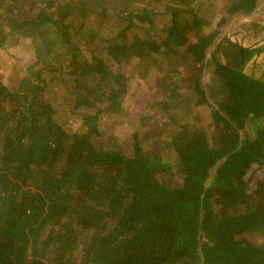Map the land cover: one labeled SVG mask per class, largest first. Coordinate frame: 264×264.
Wrapping results in <instances>:
<instances>
[{
	"label": "trees",
	"instance_id": "trees-1",
	"mask_svg": "<svg viewBox=\"0 0 264 264\" xmlns=\"http://www.w3.org/2000/svg\"><path fill=\"white\" fill-rule=\"evenodd\" d=\"M43 1L36 18L0 14V50L27 39L37 49L14 85L0 77V264H264V39L247 46L221 33L227 18L204 32L211 22L194 0H116L114 10L110 0ZM148 1L171 12L164 42L128 39L143 23L152 28L156 10ZM229 2L225 17L251 15L259 4ZM66 5L80 19L89 8L104 21L117 16L121 28L99 69L105 80L109 69L146 51H155L151 62L169 73L188 56L197 74L192 89L210 109L214 138L200 119L178 126L170 142L152 143L172 148L168 161L147 150L141 132L131 137V154L97 146L99 114L83 116L86 132H70L49 86L72 91L104 51L94 46L93 62L84 58L86 44H73V36L91 34L92 44L98 32L58 19ZM61 45L70 49V64ZM69 65L74 77L65 80ZM123 87L106 94L104 111L123 108ZM91 98L78 97L75 109L96 107Z\"/></svg>",
	"mask_w": 264,
	"mask_h": 264
},
{
	"label": "rangeland",
	"instance_id": "rangeland-1",
	"mask_svg": "<svg viewBox=\"0 0 264 264\" xmlns=\"http://www.w3.org/2000/svg\"><path fill=\"white\" fill-rule=\"evenodd\" d=\"M110 1V8L114 10L115 6L119 4L116 0ZM43 2V0L0 1V14L8 15V20L14 17L15 20L22 22L36 18L42 7L45 6L41 5ZM148 2L152 5L154 4L153 6L156 10L154 21L151 24L152 28H144L146 26L143 23L129 33L128 39L136 41L155 38L153 39L155 42H164L168 36L166 28L172 25L171 12L169 10L165 11L162 4ZM228 2L229 0L193 1V5L197 3L195 9L199 15L211 22L203 28V31L210 33L223 18H227L225 25L220 28L221 33L226 35L233 34L235 37L241 38V42L247 46L257 44L258 41L260 42V40L264 39V37L260 38L264 36V0H259L257 9L251 15L225 17V10L228 8L227 4L230 3ZM211 4L213 6H210ZM68 8V5H66L65 9L57 14L58 19H64L69 24L71 20L73 22L72 27L81 29L83 32L89 29L98 32L97 37H95V43L93 42L94 44H90V37H94L91 34H86V38H81L78 35L73 36V44L81 43V47L86 44L84 46V58H87L88 62H93L94 46H99L104 51L93 64L92 70L86 67L81 71L79 86L76 85L78 82L74 84L75 87L71 85L73 86L70 89L72 91L66 90L64 85L60 86L58 83L50 84L49 86V96L55 100L54 104L58 107L62 120H67L66 126L70 129V132H86L89 127L86 125L83 116L99 114L97 127L99 134H93L92 136V140L97 146L112 147L117 145L131 154V137L133 133L141 132L149 137L146 144L147 150L152 148L156 156L163 160L168 159V161L172 160L173 157L171 154V152L173 153L172 148L165 147L163 142L155 146L152 143L158 138L170 142L173 139L171 135L178 129V126L181 127L183 124L200 119L209 129L211 137L214 138L215 125L211 123L210 109L197 103L198 97L192 89V84L197 74L195 64L190 63L188 56L178 57L177 62L175 61L177 71L169 73V70L159 69L151 62L152 58L157 55L155 51H146L142 57L143 59L140 56L132 55L133 57L128 58L126 65H116L115 68L109 69V71L112 70L111 79L105 80L99 69L102 64H106L102 59L103 56L106 57V51L103 49L115 43V40H108L114 39L121 28L117 24V16H111L110 20L104 21L102 16L89 10L90 8L88 7V13L86 12V16L80 19L78 14L72 17ZM72 27V32L76 34L79 30H75ZM235 32L242 33L243 37ZM64 47L61 45L59 53L68 57L66 59L68 64H70L73 57L70 58V49L68 50ZM67 52L68 55L66 54ZM36 58L37 49L30 39L22 40L14 44L13 47L12 45L6 46L0 50V77L9 86L14 85L18 78L24 75L23 73L26 72L29 65L35 62ZM80 64L82 63L80 62ZM150 64L154 68H150ZM65 68V71H62L63 76L66 78L65 80L68 78L72 79L74 77L73 73L70 74L72 68H70V65L65 66ZM203 75L204 82H207L210 78L208 69ZM176 83L180 84V86L176 85ZM68 84L70 87V80ZM120 86L125 87L124 93L126 94L123 99V108L115 113L104 111L106 102L108 101L107 104H109L110 100H106V94ZM91 93L92 98L90 100L96 102V107L87 108L83 106L81 109L76 110L74 103L78 100V97L83 100L86 96L91 97ZM214 145L219 146L220 144L216 142ZM259 174L260 171L257 172V175Z\"/></svg>",
	"mask_w": 264,
	"mask_h": 264
}]
</instances>
